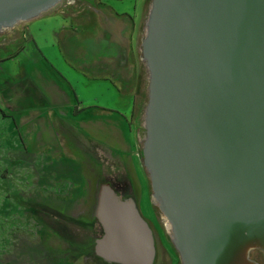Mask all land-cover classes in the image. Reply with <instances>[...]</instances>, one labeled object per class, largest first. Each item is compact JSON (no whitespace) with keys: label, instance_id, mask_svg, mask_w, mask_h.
I'll use <instances>...</instances> for the list:
<instances>
[{"label":"water","instance_id":"water-1","mask_svg":"<svg viewBox=\"0 0 264 264\" xmlns=\"http://www.w3.org/2000/svg\"><path fill=\"white\" fill-rule=\"evenodd\" d=\"M63 0H0V28ZM144 150L155 198L184 264H255L264 250V0H154ZM98 251L153 264L155 241L135 199L100 192Z\"/></svg>","mask_w":264,"mask_h":264},{"label":"rangeland","instance_id":"rangeland-1","mask_svg":"<svg viewBox=\"0 0 264 264\" xmlns=\"http://www.w3.org/2000/svg\"><path fill=\"white\" fill-rule=\"evenodd\" d=\"M68 1L72 0L62 1V5L57 9H62ZM73 1L86 4L94 2L96 6L99 2V0ZM104 1V4L111 5L121 16H130L137 23V62L133 75L124 81L126 88L129 86L134 90L135 108L129 114V120L123 117L124 124H120L122 119H118L119 114L112 111L116 116H112L114 119L111 120L85 116L76 122L73 121L71 133L65 132L63 135L65 138L62 136L67 141L70 138L65 158L62 160L58 158L55 165L54 161L50 164L46 157L39 161L43 154L31 155L23 145L27 137L25 139L19 137V141L22 142L19 144L20 148L14 142L6 146L8 152H13L14 156L8 157L11 158L6 163L8 166L0 161V264H105L99 258L122 264L109 260L98 251L99 241L106 234L105 227L97 216L100 192L105 186L110 187L120 199L133 198L138 201L140 214L144 219L146 216L151 223L150 225L145 219L153 235L155 248L156 242L159 247L158 264H184L174 234L169 228L170 219L155 198L152 176L144 157L149 137L151 101V72L145 43L147 35L149 36L150 17L155 10L154 0ZM73 6L72 4L65 6L67 8L65 11L68 10L70 15L77 13ZM50 9L43 14L49 15ZM38 24L41 25L40 22ZM44 25L46 31H43L42 35L49 41L52 36V32L49 33L52 23L43 22L42 26ZM94 26L90 22L82 23L77 31L82 35H88L96 31ZM18 35L15 37H19ZM20 40L10 42L17 41L16 47L6 45L10 46L9 53L19 52L18 48L20 51L25 49V45L21 46L25 44L27 38L25 41ZM0 44L2 45V42ZM46 47H49L48 43ZM1 56H5V53L0 51ZM22 59L7 61L6 67L19 70ZM128 74L126 71L125 76ZM94 86L97 88L98 85ZM96 90L90 87L88 95H94ZM75 123L79 125L76 126ZM127 123L129 135L126 134ZM75 127L84 134L80 135ZM9 130L11 131H8L9 134L0 133V142L10 138L12 140L13 128L9 127ZM129 136L133 137L135 142L128 143ZM0 147H4L3 142ZM18 151L19 159L12 162ZM1 153L0 151V156ZM134 192L137 199L133 196ZM15 194L18 198L14 196ZM48 203H52L55 211L61 214L58 218L60 222L45 215L43 210H37V213L33 214L28 210V204ZM3 209L6 211L5 215ZM68 219L73 220V223L68 222ZM52 221L60 224L67 221L71 225L69 224L67 230L60 225H56L54 229L49 225ZM250 256L257 264H264L262 248H253Z\"/></svg>","mask_w":264,"mask_h":264},{"label":"crops","instance_id":"crops-1","mask_svg":"<svg viewBox=\"0 0 264 264\" xmlns=\"http://www.w3.org/2000/svg\"><path fill=\"white\" fill-rule=\"evenodd\" d=\"M104 3L99 0L96 6L94 2L68 1L66 5H74L78 13L70 15L65 11L66 5L57 9L61 2L49 8V15L43 14L45 10L35 18L24 20L23 24L19 22L0 31V37L7 35L0 39V51L5 53L0 57V108L7 114L5 117L0 113V133L9 134V127L13 128L12 140H3L4 147H0V161L5 166L14 156L6 146L14 142L20 148V136L27 137L23 145L31 155L43 154L39 161L46 157L55 165L58 158H65L70 138L64 140L63 135L71 133L73 121L85 116L111 120L116 116L112 112L119 114L120 124H124L123 117L129 120L135 108V95L131 87H125L124 81L133 75L137 62V23ZM43 22L52 23L49 41L42 35L46 31ZM88 22L95 25L96 31L82 35L77 31L79 25ZM17 34L19 37H15ZM15 39H23L25 44L21 47L25 45V49L9 53L10 46L6 45L16 47L17 41L10 43ZM19 58H23L19 70L6 67L7 61ZM83 72L91 74L82 75ZM90 87L97 89L92 96L88 95ZM76 131L84 134L77 128ZM126 134H130L129 128ZM129 140L128 143L135 142L133 137ZM18 159L19 151L12 162Z\"/></svg>","mask_w":264,"mask_h":264},{"label":"flooded vegetation","instance_id":"flooded-vegetation-1","mask_svg":"<svg viewBox=\"0 0 264 264\" xmlns=\"http://www.w3.org/2000/svg\"><path fill=\"white\" fill-rule=\"evenodd\" d=\"M64 1V0H63ZM133 196L137 199V194L134 192L133 193ZM138 202V201H137ZM36 207V206H35ZM40 207H37V209L36 210H43V211H45L44 212V214L46 215V214H48L49 215V217H51V218H53L54 220H55V206L52 204V203H48L47 205H45L44 206V208H40ZM46 210H48V211H46ZM145 217V219L147 220V222L151 225V223H150V221L146 218V216H144ZM49 225L51 226L52 225V227L55 229L56 228V222L54 223L53 221L52 222H50L49 223ZM65 227H69V224H65ZM152 227V226H151ZM250 258H251V256H250ZM99 259H101L100 261H102L103 263H105V264H115V263H111V262H108V261H105L104 259H102V258H99ZM251 260L255 263V264H257L252 258H251ZM160 261V254H159V247L157 246V242H156V256H155V261H154V264H158V262Z\"/></svg>","mask_w":264,"mask_h":264},{"label":"trees","instance_id":"trees-1","mask_svg":"<svg viewBox=\"0 0 264 264\" xmlns=\"http://www.w3.org/2000/svg\"><path fill=\"white\" fill-rule=\"evenodd\" d=\"M0 113H1L3 116L7 117V114H6L1 108H0ZM14 196H16V198H18V195H17V194H15ZM28 206H29V209H28V208H27V209L33 214L34 212L37 213V212H36V211H37V210H36L37 207L44 208L45 205H38V204H37V205H36V204H35V205H29V204H28ZM35 206H36V207H35ZM3 211H4V215H5V212H6V211H5L4 209H3ZM46 215H48V214H46ZM55 216H56V217H55L56 221H57V222H60V220H59L58 218L61 217V214H59L58 211H55ZM67 221L70 222V223H73V220H69V219H68ZM67 221H66V222L63 221L61 224H60V223H56V225H60V226H62L65 230H67L68 227H65V224H70V223H68ZM70 225H71V224H70ZM70 228H71V227H70ZM68 229H69V228H68Z\"/></svg>","mask_w":264,"mask_h":264},{"label":"bare ground","instance_id":"bare-ground-1","mask_svg":"<svg viewBox=\"0 0 264 264\" xmlns=\"http://www.w3.org/2000/svg\"><path fill=\"white\" fill-rule=\"evenodd\" d=\"M154 9V8H153ZM9 28V27H8ZM3 29H5L4 27H2V28H0V31H2ZM147 37H148V35H147ZM148 116V115H147ZM168 218V217H167ZM169 223L168 224H170V229L172 230V232H173V234H174V236H176L175 235V228L173 227V224L170 222V220L168 221ZM168 228V229H169Z\"/></svg>","mask_w":264,"mask_h":264}]
</instances>
